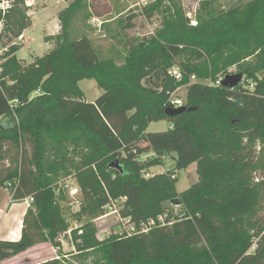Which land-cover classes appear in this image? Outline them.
Instances as JSON below:
<instances>
[{
  "label": "trees",
  "instance_id": "obj_1",
  "mask_svg": "<svg viewBox=\"0 0 264 264\" xmlns=\"http://www.w3.org/2000/svg\"><path fill=\"white\" fill-rule=\"evenodd\" d=\"M24 1L16 0L19 7ZM16 6L1 34L18 36L28 28L26 11ZM208 6L210 14L196 25L169 23L152 39L126 38L128 54L120 62L101 59L87 36L70 38L73 9L61 42L47 56L25 66L8 59L11 70L3 68L0 80V161L11 146L21 156L0 176V185H7L13 199L33 196L34 202L21 237L0 239V262L43 242L60 252L57 238L68 223L56 209L55 224H46L39 210L66 165L83 199L100 208L72 230L80 251L101 247L108 264H264V164L255 154L258 142L264 154V0H254L244 12ZM137 17L129 15L124 28H132ZM252 56L251 64L236 71L252 89L209 83ZM175 69L180 80L172 75ZM83 79L96 80L104 92L87 101ZM182 85L188 88L184 105L197 109L168 116L170 96ZM237 98L245 103H235ZM13 100L19 101L14 110ZM161 120L170 122L168 130L147 131ZM141 141L144 149L125 153ZM145 151L152 155L144 160ZM171 154L177 169L197 163L198 182L182 192L175 173L147 171ZM115 159L122 170L111 167ZM177 200L184 207L180 215L166 210ZM108 203L120 205L121 215L136 224L165 211L175 220L147 233L100 240L93 219L109 211ZM60 259L40 264H67Z\"/></svg>",
  "mask_w": 264,
  "mask_h": 264
},
{
  "label": "rangeland",
  "instance_id": "obj_2",
  "mask_svg": "<svg viewBox=\"0 0 264 264\" xmlns=\"http://www.w3.org/2000/svg\"><path fill=\"white\" fill-rule=\"evenodd\" d=\"M254 0H25L24 3H18L14 0L12 9L16 6L24 8L28 18V28L23 31L24 39H20V35L15 36L11 32L0 33V64L2 68L11 70L8 59L15 57L18 63L25 66L36 61L38 58L47 56L52 50L58 47L64 33L63 25L66 19L71 15L73 9L76 11L68 22V34L71 39L87 36L93 42L99 57L103 60L116 59L123 61L128 54V46L126 38L136 37L142 40H149L158 35V31L162 30L169 23H185L188 25H196L199 17L203 18L209 12L207 3L213 5V10L217 12L234 9L244 12L248 9L249 4ZM79 7L76 9L73 7ZM11 9V10H12ZM9 11V13L11 12ZM8 13V14H9ZM138 14L134 21V26L125 29L126 18L132 14ZM6 14V15H8ZM1 18L3 17L2 14ZM5 23V22H4ZM196 23V24H195ZM5 25V24H4ZM12 47H20L16 52H12ZM3 55H2V54ZM254 57H247L240 62L225 67L217 77L224 74H236L241 64H251ZM243 79L245 80L244 76ZM212 82V78L208 80ZM79 85L84 93L87 101H94L99 97L104 89L100 88L93 79H83ZM187 85L179 86L174 92V97L185 100L187 96ZM168 120L153 122L149 125V132H161L170 128ZM141 141L139 147L133 146L125 150L127 154H137L139 149H144ZM141 144V145H140ZM9 148V153L5 160L0 161V176L4 175L6 168L12 162L21 156V150L15 147ZM26 149L30 151V146ZM255 154L258 155L257 161L264 164V154L261 151V144L258 142L255 147ZM152 155L151 152L140 156L141 159H147ZM176 154L168 155L164 158V163L160 166H154L148 169V174L157 172L171 171L176 174V189L182 192L199 180L197 172V163L191 164L184 169H177L175 162ZM14 166V165H13ZM257 170V176L262 173ZM147 174V175H148ZM149 174V175H150ZM54 183L48 189L45 196L44 204L39 210V216L46 224H55V216L57 210L62 215L69 229L59 235L57 240L60 242V252L55 247L57 253H53L51 242L41 245L36 249H31L22 259L27 264H40L46 260L56 257L57 255L67 262V264H108L101 247L80 251L76 247L77 241L72 238V230L81 226L94 210L100 211L99 205L89 203L83 199L81 191L78 189L77 178L73 169L64 165L60 167V172L54 177ZM12 192L7 185H0V200L6 202L7 206H2L0 212V221L10 223L14 218L13 207L20 202L9 198ZM178 201V200H177ZM23 203L26 202L23 200ZM23 204L28 209V205ZM33 204V203H32ZM10 206V210L7 208ZM120 208V205L116 208ZM99 208V209H98ZM118 208V211H119ZM57 209V210H56ZM166 210H170L174 215H180L184 211V207L179 204L167 203ZM109 209L106 214L100 215L93 219L96 227L97 236L100 240L114 235H127L125 225L120 221L119 214ZM44 212V213H43ZM120 213V211H119ZM48 226V225H47ZM70 230V231H69ZM69 232V233H68ZM71 232V233H70ZM28 258V259H27ZM27 259V261H25Z\"/></svg>",
  "mask_w": 264,
  "mask_h": 264
},
{
  "label": "built area",
  "instance_id": "obj_3",
  "mask_svg": "<svg viewBox=\"0 0 264 264\" xmlns=\"http://www.w3.org/2000/svg\"><path fill=\"white\" fill-rule=\"evenodd\" d=\"M13 5H14V0H0V14L3 15V17L0 19V33L2 32V30L4 28V24H5L4 22H5L6 14L9 13V11L12 9ZM20 39H24V35L23 34H20ZM2 72H3V68H2V66L0 64V80H1V77H2ZM172 75L177 80H180L181 77H182V75L178 71V69L173 70ZM226 75L227 74L219 76L218 79L215 82H211L210 84L222 85V81L226 77ZM239 85H241L243 87H249L251 89L254 87L252 84H250L248 86L246 80H244V79H242V81L239 83ZM1 89L2 88H1V83H0V90ZM173 94H174V92L170 96V106L177 108V107H180V106L184 105V100H181L180 98L174 97ZM11 104H12V109L14 110L18 106L19 101L18 100H13V101H11ZM175 177H176V175L173 174L172 178H175ZM8 185L10 186L11 183H9ZM75 191L78 192L79 189H76ZM122 199L125 200L126 197H123ZM23 200L26 202V204L28 206H30L34 202V197L33 196H29V197H27V198H25ZM106 207L110 208L111 210H113L112 211L113 213L119 214L120 221L125 225V227L127 229V235H124V236H129V235H132V234H135V233H147V232H149L150 230H152L155 227H163V226L171 225V224H173V222L175 220L173 217H170V212L169 211H165L164 213L158 215L157 217H152V218H149V219H147L145 221L140 222L139 224H136L135 222L132 221V219L130 217H123L121 215V213H119L118 208H116V204L115 205H111V203H108L106 205Z\"/></svg>",
  "mask_w": 264,
  "mask_h": 264
},
{
  "label": "crops",
  "instance_id": "obj_4",
  "mask_svg": "<svg viewBox=\"0 0 264 264\" xmlns=\"http://www.w3.org/2000/svg\"><path fill=\"white\" fill-rule=\"evenodd\" d=\"M9 198H11L12 200L16 201V203L20 202L21 204H15L13 207V212H14V218L13 220L8 223V222H1L0 221V239H6V240H16L19 239L21 237V233H22V227H23V220H24V216L26 214L27 208H25L24 206H22L23 203V199L22 200H15L13 199V196H9ZM4 205L7 206V203L1 202L0 200V212L2 210V206ZM26 206V204H25ZM27 207V206H26ZM7 210H10V206L7 208ZM44 244H48V243H39L35 246H33V249L39 248L41 247V245ZM52 247V251L53 253H51V255H55L54 253H57L55 250L54 246ZM32 247L18 255H15L11 258L5 259L3 261L0 262V264H27L26 262H22L24 261V259H22L23 255H26L29 251H31ZM32 249V250H33ZM28 259V258H27ZM27 259H25V261H27Z\"/></svg>",
  "mask_w": 264,
  "mask_h": 264
},
{
  "label": "water",
  "instance_id": "obj_5",
  "mask_svg": "<svg viewBox=\"0 0 264 264\" xmlns=\"http://www.w3.org/2000/svg\"><path fill=\"white\" fill-rule=\"evenodd\" d=\"M242 79H243L242 73L227 74L226 77L222 81V86H224L226 88H230V89L237 88L239 86V83L242 81ZM234 102L237 104H243V103H245V100L241 99V98H237V99H234ZM196 109H197V107H195V106L189 107L187 105H182V106L177 107V108L169 106L166 108L165 112L168 116H175V115L180 114L182 112L194 111ZM111 167L116 168L117 170H122V167L120 165V161L118 159H115L111 163ZM176 203L179 204V201H176Z\"/></svg>",
  "mask_w": 264,
  "mask_h": 264
}]
</instances>
